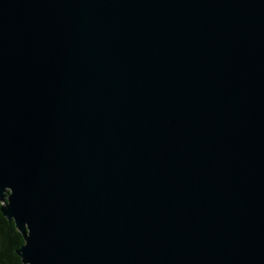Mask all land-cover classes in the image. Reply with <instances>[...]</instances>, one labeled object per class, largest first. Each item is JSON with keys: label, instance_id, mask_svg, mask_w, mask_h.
<instances>
[{"label": "water", "instance_id": "obj_1", "mask_svg": "<svg viewBox=\"0 0 264 264\" xmlns=\"http://www.w3.org/2000/svg\"><path fill=\"white\" fill-rule=\"evenodd\" d=\"M0 199L24 264H264V0H0Z\"/></svg>", "mask_w": 264, "mask_h": 264}, {"label": "trees", "instance_id": "obj_2", "mask_svg": "<svg viewBox=\"0 0 264 264\" xmlns=\"http://www.w3.org/2000/svg\"><path fill=\"white\" fill-rule=\"evenodd\" d=\"M0 199V264H24L17 250L25 242L14 220L8 219L2 212Z\"/></svg>", "mask_w": 264, "mask_h": 264}]
</instances>
